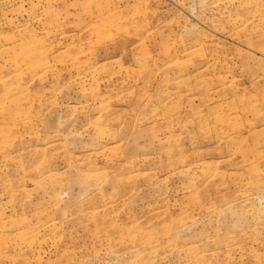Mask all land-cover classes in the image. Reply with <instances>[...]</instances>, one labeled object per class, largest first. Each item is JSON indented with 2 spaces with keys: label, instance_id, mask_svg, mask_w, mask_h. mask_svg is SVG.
I'll return each mask as SVG.
<instances>
[{
  "label": "rangeland",
  "instance_id": "rangeland-1",
  "mask_svg": "<svg viewBox=\"0 0 264 264\" xmlns=\"http://www.w3.org/2000/svg\"><path fill=\"white\" fill-rule=\"evenodd\" d=\"M0 264H264V0H0Z\"/></svg>",
  "mask_w": 264,
  "mask_h": 264
}]
</instances>
